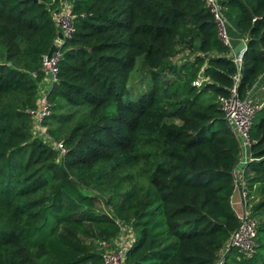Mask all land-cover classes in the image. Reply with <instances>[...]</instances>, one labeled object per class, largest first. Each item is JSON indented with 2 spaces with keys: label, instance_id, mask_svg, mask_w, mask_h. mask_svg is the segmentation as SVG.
Segmentation results:
<instances>
[{
  "label": "trees",
  "instance_id": "obj_1",
  "mask_svg": "<svg viewBox=\"0 0 264 264\" xmlns=\"http://www.w3.org/2000/svg\"><path fill=\"white\" fill-rule=\"evenodd\" d=\"M59 1L0 0V264H95L96 245L121 226L132 236L125 264H215L238 223V144L216 102L235 67L209 10L203 0H71L75 34L45 93L59 156L31 135L26 113ZM218 1L245 38L244 99L264 73V0ZM131 74L147 91L129 96ZM249 141L254 253L230 250L224 264H264V103Z\"/></svg>",
  "mask_w": 264,
  "mask_h": 264
},
{
  "label": "built area",
  "instance_id": "obj_2",
  "mask_svg": "<svg viewBox=\"0 0 264 264\" xmlns=\"http://www.w3.org/2000/svg\"><path fill=\"white\" fill-rule=\"evenodd\" d=\"M203 3L212 16L217 38L222 45L228 48L229 41L226 35V18L219 1L203 0ZM71 6V0H60L50 12L54 26V37L50 51L41 57L39 69L43 75L42 78L47 80L49 88L57 82V64L62 56L60 51L62 45L75 34L74 21L76 15L72 12ZM243 51L232 54L233 56L230 59L235 67V72L231 76L232 84L227 90V94L218 96L216 102L223 114L225 122L229 124L230 130L237 135L240 147L248 150L250 146L249 129L252 117L260 108V104L253 103L247 96L244 99H240L236 91ZM204 82V79H196L192 85L199 87ZM49 88L39 94V100L35 108L26 110V113L31 119V135L35 138H40L54 149L59 156H62L65 153L63 146L60 143L51 142V139L49 140L44 134L45 128L43 127V121L48 115L45 93ZM250 160L248 153V162ZM232 178L234 181V189L237 190L239 197V211L235 213L238 223L236 229L229 235L222 247L215 264H224L225 256L230 250L235 252L236 256H233L235 260H238L240 257L249 258L254 253L257 219L252 217L250 213L251 200L248 195V186L243 176V169H236L235 167L232 171ZM117 236L121 239L120 244L114 246L111 251L108 250L103 253L100 261L95 264H125V252L132 240V236L130 230L125 226L120 227Z\"/></svg>",
  "mask_w": 264,
  "mask_h": 264
},
{
  "label": "crops",
  "instance_id": "obj_3",
  "mask_svg": "<svg viewBox=\"0 0 264 264\" xmlns=\"http://www.w3.org/2000/svg\"><path fill=\"white\" fill-rule=\"evenodd\" d=\"M223 13L226 18V35L229 41L228 57L231 58L233 56L232 54L234 53L236 54L239 51L244 50L245 38L238 33L232 18L228 14H226L224 11ZM197 79H204V78L201 75H199ZM48 88L49 87H48L47 80L45 78H42L40 82L37 84V88H36V93H35V104L36 105L39 100V94L45 92ZM247 97L250 98V100L253 103H256V104L264 103V73L258 78V81L252 87L250 92L247 94ZM233 135L238 144V160H237V164L235 167L236 169H243L245 165L248 163V150L242 149L240 147L237 135L234 133ZM248 195L252 203L257 201L256 186L253 185L251 187H248ZM238 201H239L238 192L237 190L234 189L230 197V203H231V207L234 213L239 211ZM120 242H121V239L118 238L117 236L113 239L110 246H116L120 244Z\"/></svg>",
  "mask_w": 264,
  "mask_h": 264
},
{
  "label": "rangeland",
  "instance_id": "obj_4",
  "mask_svg": "<svg viewBox=\"0 0 264 264\" xmlns=\"http://www.w3.org/2000/svg\"><path fill=\"white\" fill-rule=\"evenodd\" d=\"M184 58H187V56H179L176 59H174L173 61L178 62V61H180L181 59H184ZM189 58H190V55L188 56L187 59H189ZM138 79H139V77L131 74V77L129 79V82L127 83V89H128V92H129V96L130 97H134V96L138 95V93L140 91H144V90L147 91L146 85L143 86V85L139 84ZM142 87H144L143 88L144 90L142 89ZM30 121H31V119H30ZM44 134L49 138V140L51 139L50 136L47 134L46 129H45V133ZM41 138L43 139L42 136H41ZM38 139H40V138H38ZM50 141L51 142H54V143H58L57 141L52 140V139ZM122 188H128V185L127 184H124V185H122ZM91 190H92L91 188H88V190L87 191L85 190V192L86 193H91ZM121 190H123V189H121ZM114 191L120 192V190H118V189H116ZM256 196L258 198L257 192H256ZM113 248H114V246H105V244H101V243H99V244L96 245V249L100 252V254H103V253L107 252L108 250L111 251ZM231 256H234V257L236 256L234 251L231 252Z\"/></svg>",
  "mask_w": 264,
  "mask_h": 264
},
{
  "label": "water",
  "instance_id": "obj_5",
  "mask_svg": "<svg viewBox=\"0 0 264 264\" xmlns=\"http://www.w3.org/2000/svg\"><path fill=\"white\" fill-rule=\"evenodd\" d=\"M226 126H227L228 129H230V126H229V124L227 122H226Z\"/></svg>",
  "mask_w": 264,
  "mask_h": 264
}]
</instances>
